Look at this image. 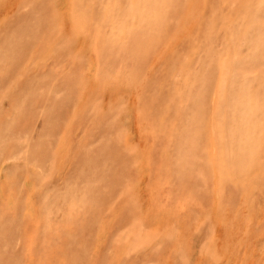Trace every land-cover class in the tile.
<instances>
[{"label": "rangeland", "instance_id": "374dc122", "mask_svg": "<svg viewBox=\"0 0 264 264\" xmlns=\"http://www.w3.org/2000/svg\"><path fill=\"white\" fill-rule=\"evenodd\" d=\"M0 264H264V0H0Z\"/></svg>", "mask_w": 264, "mask_h": 264}]
</instances>
